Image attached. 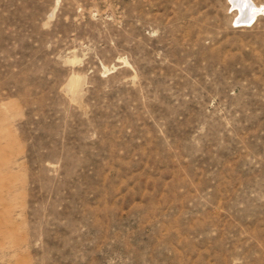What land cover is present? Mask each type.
<instances>
[{
    "label": "rangeland",
    "instance_id": "1",
    "mask_svg": "<svg viewBox=\"0 0 264 264\" xmlns=\"http://www.w3.org/2000/svg\"><path fill=\"white\" fill-rule=\"evenodd\" d=\"M236 7L0 0V264H264V14Z\"/></svg>",
    "mask_w": 264,
    "mask_h": 264
},
{
    "label": "bare ground",
    "instance_id": "2",
    "mask_svg": "<svg viewBox=\"0 0 264 264\" xmlns=\"http://www.w3.org/2000/svg\"><path fill=\"white\" fill-rule=\"evenodd\" d=\"M233 2L240 11L239 16L236 20L237 24L248 26L253 23L258 15H260L261 13L264 14V7L256 6L251 0H233Z\"/></svg>",
    "mask_w": 264,
    "mask_h": 264
}]
</instances>
